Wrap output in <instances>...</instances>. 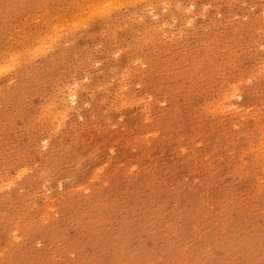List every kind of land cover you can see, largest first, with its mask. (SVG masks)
Here are the masks:
<instances>
[{"label": "rangeland", "instance_id": "1", "mask_svg": "<svg viewBox=\"0 0 264 264\" xmlns=\"http://www.w3.org/2000/svg\"><path fill=\"white\" fill-rule=\"evenodd\" d=\"M0 264H264V0H0Z\"/></svg>", "mask_w": 264, "mask_h": 264}, {"label": "bare ground", "instance_id": "2", "mask_svg": "<svg viewBox=\"0 0 264 264\" xmlns=\"http://www.w3.org/2000/svg\"><path fill=\"white\" fill-rule=\"evenodd\" d=\"M108 9H109V8H108ZM99 11H100V10H99ZM103 12H104V11H103ZM103 12H102V13H103ZM98 14H99V12H98ZM107 14H108V13H107ZM41 46H42V45H41ZM40 48H41V47H39L38 49L35 50L37 54H40V53H41V49H40ZM37 54H36V55H37ZM7 73H8V72H7ZM2 75H3V74H2ZM73 95H74V93H73ZM73 97H74V96H73ZM73 97H72V98H73ZM74 99H75V98H74ZM71 100H72V99H71ZM142 107H143V106H142ZM57 125H58V124H57Z\"/></svg>", "mask_w": 264, "mask_h": 264}]
</instances>
